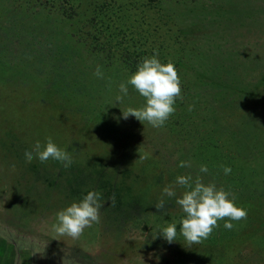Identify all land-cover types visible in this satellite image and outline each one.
Returning <instances> with one entry per match:
<instances>
[{"label":"rangeland","instance_id":"rangeland-1","mask_svg":"<svg viewBox=\"0 0 264 264\" xmlns=\"http://www.w3.org/2000/svg\"><path fill=\"white\" fill-rule=\"evenodd\" d=\"M157 53L173 61L183 96L158 128L123 117L121 108L146 103L132 85L116 100L120 83ZM48 136L78 168L118 176L121 196H101L100 223L78 239L53 228L83 198L57 191L61 162L24 156ZM127 170L151 185H138L142 196L128 191ZM188 174L234 193L247 218L231 230L219 220L188 244L176 197L159 212L149 200ZM262 221L264 0H0V264H264L263 248L245 241ZM172 223L177 240L168 243L160 233Z\"/></svg>","mask_w":264,"mask_h":264},{"label":"clouds","instance_id":"clouds-1","mask_svg":"<svg viewBox=\"0 0 264 264\" xmlns=\"http://www.w3.org/2000/svg\"><path fill=\"white\" fill-rule=\"evenodd\" d=\"M94 75L100 79L104 74L98 66ZM128 84L132 85L139 94L145 98L146 103L141 107H127L122 109L125 119L134 116L144 125L145 122L152 127H163L171 114L175 112L177 98L181 95V79L172 60L162 63L158 59V53L151 57H144L126 83L119 85V91L123 95H117L116 100L123 102V97L128 94ZM109 87L111 85L109 84ZM192 107H189V111ZM27 162L34 158L40 163H46L49 159L59 161L65 168H69L73 159L70 153L54 143L51 136L46 137L45 143L36 141L30 150L24 153ZM143 157H139L141 159ZM180 167H191L190 161H181ZM15 166L13 165V168ZM225 175L231 173L229 166H222ZM200 173H207V165H200ZM176 187L182 191L177 195ZM164 197H176V204L180 206L186 215L180 220V232L188 244H199L207 239L213 229L219 227V220H226L224 228L231 230V221H239L247 218V209L235 203L234 193L223 186L217 187L214 182L205 183L198 174L195 178L191 174L178 175L173 185H166L162 189L160 198L155 207L162 211L165 207ZM114 203V197L112 198ZM101 194L98 191H88L83 198L72 202L70 206L57 213L58 223L53 225L58 235H67L78 239L85 228L93 223H100ZM168 243L176 241L177 227L175 223L162 228L160 233Z\"/></svg>","mask_w":264,"mask_h":264},{"label":"trees","instance_id":"trees-1","mask_svg":"<svg viewBox=\"0 0 264 264\" xmlns=\"http://www.w3.org/2000/svg\"><path fill=\"white\" fill-rule=\"evenodd\" d=\"M22 143H20V145L16 144L19 147V149H25L24 148L25 143L23 144ZM21 151L22 150H16L13 152L15 155L20 156L22 153ZM18 159L20 160L21 157H19ZM72 159H73V163L69 168H65L63 164L61 163L62 164L61 171L59 172L57 179H55V183L57 187L59 188L57 191L62 190L66 195H69L70 197H72L70 200L72 199L75 200L76 198L81 199L80 197H83L84 195H86L88 191H98L101 194V196H115L118 198L121 196V193L119 189L117 188L118 176L113 175L109 171V169L100 170L98 167H96V165H95V168H92V169L78 168L77 160L74 158ZM36 161H37V164L40 162L38 159ZM37 164L36 162L32 163L31 161L30 165H37ZM127 171L129 172H126V173H130V174H127L126 178L130 179L131 181V189L129 188L128 191L132 192L133 196L134 195H136L137 197L142 196L141 194L142 192L138 190V185L139 187H142L143 189H146L145 187L149 188L151 187V185L149 184L148 186L146 183L140 184L141 182H138L139 176L133 173L134 170H131V171L127 170ZM163 173H164V176L168 177L169 175L168 172L163 170ZM132 185L136 186L137 190H135ZM52 192H56V190H53ZM152 196H148V197L151 198ZM122 197H123V194H122ZM146 198L141 199V200L146 201ZM159 198L160 197H157L156 199L151 198L149 200L152 201L153 203H157ZM111 203L112 205H115L116 203L119 204L120 202L114 201L113 203V201H111ZM136 203L140 204V201H137ZM263 222L264 221H262V223L259 222L257 226H253L250 229L252 230V233L245 241H246V244L247 243L257 244L264 250V223Z\"/></svg>","mask_w":264,"mask_h":264}]
</instances>
